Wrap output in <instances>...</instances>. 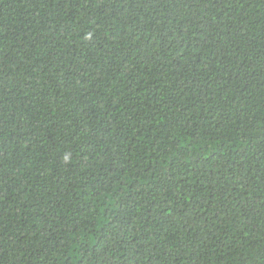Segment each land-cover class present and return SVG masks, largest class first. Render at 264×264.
Instances as JSON below:
<instances>
[{"label":"trees","instance_id":"16d2710c","mask_svg":"<svg viewBox=\"0 0 264 264\" xmlns=\"http://www.w3.org/2000/svg\"><path fill=\"white\" fill-rule=\"evenodd\" d=\"M0 264H264V0H0Z\"/></svg>","mask_w":264,"mask_h":264}]
</instances>
